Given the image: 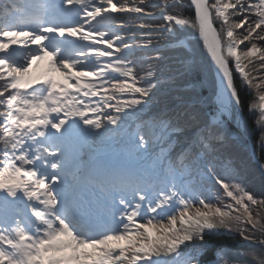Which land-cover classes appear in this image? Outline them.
<instances>
[{"label":"snow or ice","instance_id":"obj_1","mask_svg":"<svg viewBox=\"0 0 264 264\" xmlns=\"http://www.w3.org/2000/svg\"><path fill=\"white\" fill-rule=\"evenodd\" d=\"M237 77L264 151V0H0V264H264ZM221 230L253 250L209 261Z\"/></svg>","mask_w":264,"mask_h":264},{"label":"trees","instance_id":"obj_2","mask_svg":"<svg viewBox=\"0 0 264 264\" xmlns=\"http://www.w3.org/2000/svg\"><path fill=\"white\" fill-rule=\"evenodd\" d=\"M160 40L165 41V38L162 37ZM170 60L171 58L166 57V59L161 60L158 64V67L164 71L165 75L167 74V70L169 69V67H172ZM236 85L238 91L240 92L241 100L244 104V120L247 122L249 137L254 144L255 147L254 151L256 157L257 159L264 161V151H262L257 144L260 136V131L253 124L255 116L249 114L247 110V104L249 100L252 98V94L248 91L246 87L245 88L241 87V83L238 77L236 78ZM180 93H182V91L179 92L178 95ZM228 151L231 152L233 156L235 166L244 170V173L248 180V186L251 188V190L254 193H256L258 196L261 193H264V181L261 178V175L259 173L260 170L258 169V167L252 161L245 159L243 154H240L235 149H232L231 146H229ZM204 240L208 244L207 249L209 251H211L210 249L214 247L213 258H214V254L221 249L224 250L225 252L233 253V254L236 253L237 251L247 253L253 250L250 247V242L243 240L235 232H228L224 230H221L219 232H213L206 235ZM229 258L232 259V257Z\"/></svg>","mask_w":264,"mask_h":264}]
</instances>
